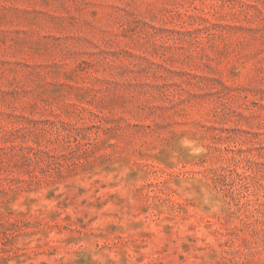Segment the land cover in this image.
Returning <instances> with one entry per match:
<instances>
[{"label":"rangeland","instance_id":"374dc122","mask_svg":"<svg viewBox=\"0 0 264 264\" xmlns=\"http://www.w3.org/2000/svg\"><path fill=\"white\" fill-rule=\"evenodd\" d=\"M0 264H264V0H0Z\"/></svg>","mask_w":264,"mask_h":264}]
</instances>
